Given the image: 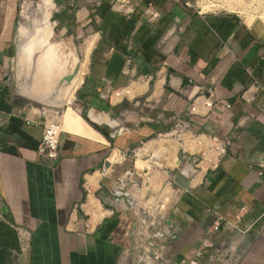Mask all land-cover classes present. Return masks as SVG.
Segmentation results:
<instances>
[{"label": "crops", "instance_id": "obj_1", "mask_svg": "<svg viewBox=\"0 0 264 264\" xmlns=\"http://www.w3.org/2000/svg\"><path fill=\"white\" fill-rule=\"evenodd\" d=\"M150 3L160 11L158 19L149 18ZM52 5V21L62 35L94 33L85 49L84 69L90 62L87 90L95 97L89 122L63 127L59 158L42 159L38 148L45 113L22 101L7 78V63L17 37L21 40L18 0H0L3 261L9 256L15 264H138L130 235L134 214L115 211L104 193H113L122 186V175L131 172L121 162L133 146L181 119L196 132L231 137L233 145L211 165L209 141L185 139L187 150L208 146L209 153L196 164L191 158L194 175L183 171L189 166L173 169L171 176L182 192L170 213L167 259L170 264H191L193 259L197 264H264L261 225L246 228L264 216V174L257 170L264 163L263 91L249 90L255 97L251 102L243 97L253 83L264 84V27L236 12H203L183 1L54 0ZM52 34L48 23L24 48L28 58L38 56L40 75L48 83L75 65L73 53L64 54L62 43L50 42ZM37 45L42 54L34 51ZM83 70L72 93L84 82ZM110 85L130 86V98L99 97ZM210 86L215 87L212 110L189 113L192 100ZM158 141L163 142L146 143L139 154L152 152L148 148L156 149ZM116 152L119 161L114 164L110 159ZM179 164L177 156L174 167ZM220 215L236 226L215 231Z\"/></svg>", "mask_w": 264, "mask_h": 264}, {"label": "rangeland", "instance_id": "obj_2", "mask_svg": "<svg viewBox=\"0 0 264 264\" xmlns=\"http://www.w3.org/2000/svg\"><path fill=\"white\" fill-rule=\"evenodd\" d=\"M52 1L54 2V0H18V24L20 25L22 23L20 34L22 42L19 40V37H17L15 44L16 51L9 59L6 66L7 78L9 83L12 85L13 90L18 94L19 98L22 99V101H25L30 107L34 108L35 111H47V113L44 114L45 118L48 117L51 119L56 117L59 118L63 127L68 125L69 122L72 123L73 127L74 122H77L78 124V121L83 123L87 120L89 122L88 115L91 109V97H95L94 93L87 90V74L89 71L90 62L87 69H84V64H86L85 49L88 42L93 39L92 35L94 33L90 36L88 33L85 35L83 34L80 37L71 36L68 34L62 35L60 29L57 28L53 22V13L56 8L52 10ZM182 1L184 4L189 3V7L199 10L201 9L203 12H236L246 18L249 23L255 21L264 27V0ZM48 23L52 26L53 33L50 38V42L53 44L62 43V45H64L62 53H73L75 58V65L73 67L74 69L64 76L56 77L54 81L50 83L41 81L38 63L39 59L37 58L38 56H35L37 54L34 55L36 58L30 59L25 54L24 50V48L29 44L31 37L36 34V31L39 28L48 26ZM53 36L55 42L52 41ZM19 45L22 62L18 58ZM34 51L38 53L40 52L42 54L43 49H40L37 45L34 48ZM82 70L85 71V74L83 75L84 82L72 95V83L80 75ZM24 90L28 96L33 98V100L23 94ZM108 94L109 93L104 90L98 92L99 97L108 99L109 101L126 100H120L121 98L119 99L112 97L113 93L108 97ZM118 114L116 116H118ZM173 132L174 134L170 135V133ZM187 138L192 140L191 137L185 133L184 123H180L175 119L171 123L165 124L164 127H162L151 137L146 138L141 143H137L135 146H133L126 153V155L123 156V160L121 162L127 165L131 172L122 175L124 176L122 186L112 189L113 193L111 194H108V192L104 193V196H107L108 201L112 200L110 202V206L115 211L123 213L126 211H139L141 206L144 205L147 209V212H153L154 206L157 204L158 200H160L158 197L161 196L160 194L163 191L164 196L161 197V199L163 198L161 205L165 207L166 205L171 204L170 198L166 195L171 193L172 190L169 186L164 189V186L166 184V179H168L170 175H172V172H174L173 169H177V166L180 165L179 164L174 167L177 164V156L178 159H181L186 155L182 149L185 148V139L189 140ZM153 139H162L164 144L162 141H158L159 145L156 147V149H151L150 147L148 148V150H153L152 152L147 153L146 155L139 154V150H142L145 147V144ZM170 151L174 153L172 154V157L169 154ZM206 151L209 152L208 149H206ZM195 157L196 156H191L190 159L192 158L195 160ZM170 158H172V161H170ZM137 166L139 168H143V170L140 171ZM154 174L157 175L153 177ZM126 175H128V177ZM116 180L119 181V179ZM149 180L154 182V186H152L153 188L145 189L146 185L148 184L147 181ZM142 189L145 190L144 196L142 194ZM166 189L169 190L166 191ZM136 196H139V198H136ZM158 207L159 205H157V208ZM168 223L169 222L166 221L165 225ZM5 264H15V261L8 256L6 257Z\"/></svg>", "mask_w": 264, "mask_h": 264}, {"label": "built area", "instance_id": "obj_3", "mask_svg": "<svg viewBox=\"0 0 264 264\" xmlns=\"http://www.w3.org/2000/svg\"><path fill=\"white\" fill-rule=\"evenodd\" d=\"M173 1H182V0H173ZM126 3H129V1H126ZM186 6H190L189 3L185 4ZM153 9L151 12H148L150 19H158L160 17V11L155 9L152 3L149 4L148 10ZM200 11H202L200 9ZM129 64H131L132 59H128ZM127 70L126 72H129ZM104 82H107L106 79H104ZM131 87H123V89H116L113 88L111 85L107 87L105 91L109 93L107 96L109 97L110 94H112V97L114 98H121L120 100L128 99L130 98V95L127 93V91ZM252 88L260 89L263 91V99H264V84L255 82L249 89H246L243 93V97L246 99V101L251 102L255 99L253 95L249 93V90ZM214 98H215V87L210 86L206 89H203L201 93L195 97L190 106H189V113H198L200 114H207L209 113L213 106H214ZM264 107V103H263ZM180 123H184L185 125V133L188 134V136L191 137V139L196 142H201V139L205 137L209 143H210V150H211V158L209 160V163L211 165L215 164V161H217V158L222 157L226 155L229 151V149L233 145V139L231 137H219L215 134H213L211 131L209 132H196L188 123L187 121L176 119ZM63 133V129L61 127V121L59 118H51L48 117L44 119L43 121V136L42 140L40 142L38 152L42 159L45 161H55L60 156V141L61 136ZM208 145V142H207ZM208 149V146H207ZM183 152L186 153L185 156H183L180 161V165L177 166V168L181 169L185 166H189L192 169L186 171L183 170L188 175H194L195 173V166H193V161H191V156L195 157V164L199 163L200 161L206 159V153H209L208 151L201 149L197 152H192L190 150H186L185 148L182 149ZM210 154V155H211ZM214 156V157H213ZM109 162V161H108ZM110 165V164H109ZM260 168L257 169L258 173L260 175L264 174V163H260ZM109 167V166H108ZM253 168V166L251 165ZM169 186L172 190L171 193L167 194L170 198L171 204L166 205L163 207L161 205V202L163 198V192H161V196L158 198L157 204L154 206L153 212H147V209L145 206H141V209L139 211H127L134 214V221L132 223V227L130 230V235L132 239V247L138 254V264H170V260L167 259L166 251H167V243L169 234L171 233L168 224L165 225V222L170 221V213L172 211L173 206L177 203L180 195H181V188L176 185V182L173 179V176L170 175L168 179H166V184L164 186V189ZM116 189V187L114 188ZM165 196V197H166ZM164 197V198H165ZM157 205L159 207L157 208ZM125 209V208H124ZM127 209V207H126ZM169 212V213H167ZM257 224L261 225V232L264 233V216L259 218L257 221H255L254 224H252L250 227H246L247 230L251 229L253 226L255 227ZM223 226H233L236 225L231 223L229 220H227L223 216H218L217 220L215 221L213 228L215 231H220ZM203 245L205 247H210L211 244L204 241ZM199 249H196L194 253H199ZM191 264H197L194 259L190 261Z\"/></svg>", "mask_w": 264, "mask_h": 264}, {"label": "bare ground", "instance_id": "obj_4", "mask_svg": "<svg viewBox=\"0 0 264 264\" xmlns=\"http://www.w3.org/2000/svg\"><path fill=\"white\" fill-rule=\"evenodd\" d=\"M206 8V7H205ZM40 77H41V81H45V82H47V76H42V75H40ZM78 85H80V83H78ZM74 93V92H73ZM73 93H72V95H73ZM71 97V96H70ZM73 97V96H72ZM44 113H47V111H44ZM61 127H62V129H63V126H62V124H61ZM110 161H111V163H115V162H117V161H119V156H118V153L116 152V153H114L113 154V156L111 157V159H110ZM137 168L141 171V170H143V168H139L138 166H137ZM165 180V179H164ZM147 185H146V187H145V189H148V188H153L152 186H154V182H151L150 180L149 181H147ZM167 190H169V189H166V191ZM142 194H143V196H144V194H145V190L144 189H142ZM137 195V194H136ZM136 198H139V196H136Z\"/></svg>", "mask_w": 264, "mask_h": 264}, {"label": "trees", "instance_id": "obj_5", "mask_svg": "<svg viewBox=\"0 0 264 264\" xmlns=\"http://www.w3.org/2000/svg\"><path fill=\"white\" fill-rule=\"evenodd\" d=\"M5 258V257H4ZM4 259L0 256V264H4L5 261H3Z\"/></svg>", "mask_w": 264, "mask_h": 264}]
</instances>
